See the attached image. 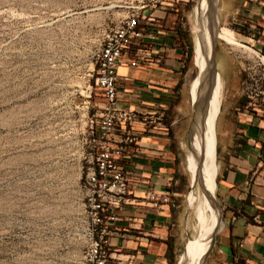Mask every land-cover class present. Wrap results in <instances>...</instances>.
Segmentation results:
<instances>
[{"label": "rangeland", "instance_id": "1", "mask_svg": "<svg viewBox=\"0 0 264 264\" xmlns=\"http://www.w3.org/2000/svg\"><path fill=\"white\" fill-rule=\"evenodd\" d=\"M137 1L0 0V264H82L87 219L81 182L92 151L90 128L96 124L101 100L90 72L103 37ZM197 3L187 0L179 15L192 54L183 77L180 115L186 220L174 264L181 263L201 232L200 201L189 208L186 197L192 187L196 193L201 190L190 169L194 137L190 83L199 74L191 26ZM217 7L218 0L216 14ZM216 27L239 39L234 24L217 19ZM241 48L216 38L214 60L222 80L219 112L230 92L220 67L226 66L230 74L241 61L243 81L244 64L255 63L254 52ZM214 162L210 174L217 226L216 153Z\"/></svg>", "mask_w": 264, "mask_h": 264}, {"label": "crops", "instance_id": "2", "mask_svg": "<svg viewBox=\"0 0 264 264\" xmlns=\"http://www.w3.org/2000/svg\"><path fill=\"white\" fill-rule=\"evenodd\" d=\"M170 2L156 9L145 25L143 41L153 48L149 62L141 67L121 63L117 68L120 99L135 109L137 140L134 152L125 156L135 171L131 201L120 209L111 242L123 252H138L135 264H174L186 220L180 115L189 39L179 18L182 11L171 8ZM261 13L264 6L257 0H218V22L234 24L238 37L246 25L242 22H261ZM159 55L160 61H155ZM220 68L230 88L215 123L214 194L223 209L217 201V232L204 264H264V110H242L246 99L241 93V61L230 74L226 66ZM148 111L156 120L143 121ZM144 180L157 189L169 186L170 202L149 205Z\"/></svg>", "mask_w": 264, "mask_h": 264}, {"label": "built area", "instance_id": "3", "mask_svg": "<svg viewBox=\"0 0 264 264\" xmlns=\"http://www.w3.org/2000/svg\"><path fill=\"white\" fill-rule=\"evenodd\" d=\"M165 1L138 0L121 22L105 34L93 61L90 74L94 77V85L101 100L95 112L96 124L90 128L92 151L81 182L87 219L82 264H121L123 260L126 262L124 264H135L139 255L138 252H123L111 242L114 222L120 218V209L131 201L128 194L135 171L126 163L125 156L134 152L137 140L133 126L135 109L120 99L118 83L121 76L117 68L121 63L141 67L153 57V48L146 46L143 41L145 25L154 19V11ZM169 1L171 8L182 11L187 0ZM257 1L264 6V0ZM260 18L261 22L244 20L242 23L246 25L238 37L255 55L254 64L246 63L243 66L245 78L241 93L246 101L242 110L246 113L251 109L264 110V13L260 14ZM240 51L246 50L242 46ZM160 59V55L154 57L155 61ZM142 119L145 122L156 120L151 111L143 113ZM143 184L146 185L145 195L149 205L158 207L170 202L169 186L157 189L148 180H144ZM121 254H125V257Z\"/></svg>", "mask_w": 264, "mask_h": 264}, {"label": "bare ground", "instance_id": "4", "mask_svg": "<svg viewBox=\"0 0 264 264\" xmlns=\"http://www.w3.org/2000/svg\"><path fill=\"white\" fill-rule=\"evenodd\" d=\"M194 13L195 22L191 27L194 33L195 54L199 66V74L190 83V94L193 99L192 110L194 112V137L191 141L190 169L192 178L200 181L201 190L196 193L192 187L186 197L189 208H193L197 200L200 201L198 223L201 232L194 247L185 252L180 264H202L216 226L214 213L216 202L212 195L213 178L210 170L212 164L215 163V123L220 109L222 80L214 67L213 40L216 41V38L219 37L231 44L249 48L248 45L242 44L232 36L222 33L216 27L218 19L216 0H198V3L194 6ZM206 68L208 69L207 73L205 71Z\"/></svg>", "mask_w": 264, "mask_h": 264}, {"label": "trees", "instance_id": "5", "mask_svg": "<svg viewBox=\"0 0 264 264\" xmlns=\"http://www.w3.org/2000/svg\"><path fill=\"white\" fill-rule=\"evenodd\" d=\"M187 46H186V60L188 62L189 58L191 57L192 54V46L191 43L189 42V40L186 42Z\"/></svg>", "mask_w": 264, "mask_h": 264}, {"label": "water", "instance_id": "6", "mask_svg": "<svg viewBox=\"0 0 264 264\" xmlns=\"http://www.w3.org/2000/svg\"><path fill=\"white\" fill-rule=\"evenodd\" d=\"M214 46H215V40H213V62H214V67L216 68V65H215V60H214ZM206 73L208 72V69L206 68ZM216 71H218L217 69H216ZM206 73H204V74H206ZM210 74H211V72H210Z\"/></svg>", "mask_w": 264, "mask_h": 264}]
</instances>
